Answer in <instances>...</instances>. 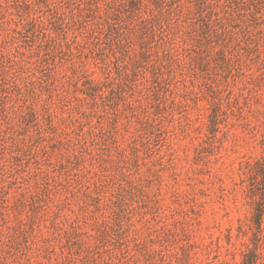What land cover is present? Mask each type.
<instances>
[{"label":"rangeland","instance_id":"obj_1","mask_svg":"<svg viewBox=\"0 0 264 264\" xmlns=\"http://www.w3.org/2000/svg\"><path fill=\"white\" fill-rule=\"evenodd\" d=\"M0 264H264V0H0Z\"/></svg>","mask_w":264,"mask_h":264}]
</instances>
